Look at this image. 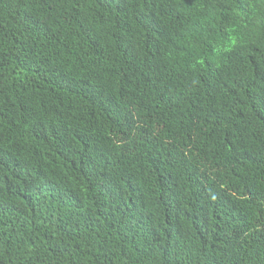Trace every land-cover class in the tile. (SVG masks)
Returning <instances> with one entry per match:
<instances>
[{
	"label": "trees",
	"instance_id": "trees-1",
	"mask_svg": "<svg viewBox=\"0 0 264 264\" xmlns=\"http://www.w3.org/2000/svg\"><path fill=\"white\" fill-rule=\"evenodd\" d=\"M0 264H264V0H0Z\"/></svg>",
	"mask_w": 264,
	"mask_h": 264
}]
</instances>
